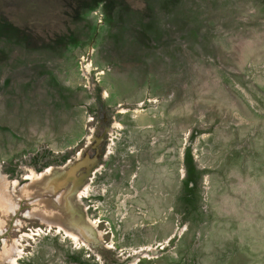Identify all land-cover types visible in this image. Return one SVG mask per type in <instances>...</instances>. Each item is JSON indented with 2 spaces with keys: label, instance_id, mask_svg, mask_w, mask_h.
Returning a JSON list of instances; mask_svg holds the SVG:
<instances>
[{
  "label": "rangeland",
  "instance_id": "374dc122",
  "mask_svg": "<svg viewBox=\"0 0 264 264\" xmlns=\"http://www.w3.org/2000/svg\"><path fill=\"white\" fill-rule=\"evenodd\" d=\"M0 172V264H264V0H0Z\"/></svg>",
  "mask_w": 264,
  "mask_h": 264
},
{
  "label": "bare ground",
  "instance_id": "6f19581e",
  "mask_svg": "<svg viewBox=\"0 0 264 264\" xmlns=\"http://www.w3.org/2000/svg\"><path fill=\"white\" fill-rule=\"evenodd\" d=\"M47 172H52V169L51 168H49L48 170H47ZM32 178V177H31ZM54 180V179H53ZM1 182H2V180H1ZM48 182V181H47ZM46 183V182H45ZM39 183H35V185H34V183H27L25 186H24V189L26 190V189H29V190H31V191H29V193H34L35 191H36V189L34 188L35 186H37ZM32 188V189H31ZM35 189V190H34ZM6 187H5V185L3 186V184H1L0 183V203L2 202L3 204H5V207L7 206V205H9L10 207H12V205L10 204V199H9V196L6 194ZM8 201H9V203H8ZM15 207V206H14ZM9 208V207H8ZM41 216H43L44 218H49L50 219V215L48 214V213H46L45 211L44 212H41ZM45 216H47V217H45ZM79 216L81 217L82 216V211H80L79 209L76 211V213L74 214V216H73V220L75 221V222H80L81 221V223L83 222L82 220H81V218H79ZM79 219H80V221H79ZM57 223V222H56ZM60 224V223H59ZM0 231H1V229H0ZM11 254V252H10V250L9 249H5V252H4V257H8L9 255ZM11 258H12V256H11ZM10 257H9V260L10 261H14L13 260V258L11 259Z\"/></svg>",
  "mask_w": 264,
  "mask_h": 264
},
{
  "label": "crops",
  "instance_id": "0c3cea01",
  "mask_svg": "<svg viewBox=\"0 0 264 264\" xmlns=\"http://www.w3.org/2000/svg\"><path fill=\"white\" fill-rule=\"evenodd\" d=\"M0 174H1V172H0ZM2 175V174H1ZM4 176V175H3Z\"/></svg>",
  "mask_w": 264,
  "mask_h": 264
}]
</instances>
